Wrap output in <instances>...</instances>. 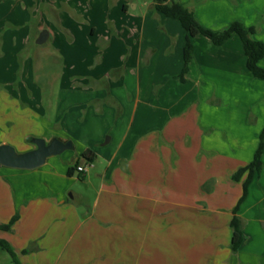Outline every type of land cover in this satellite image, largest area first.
Returning a JSON list of instances; mask_svg holds the SVG:
<instances>
[{
	"label": "crops",
	"instance_id": "obj_1",
	"mask_svg": "<svg viewBox=\"0 0 264 264\" xmlns=\"http://www.w3.org/2000/svg\"><path fill=\"white\" fill-rule=\"evenodd\" d=\"M176 1L205 28L219 31L238 20L256 27L252 37L264 43V17L257 22L252 6L223 11L219 20L210 7L195 11L186 0ZM262 2L257 11L263 8L264 14ZM153 3L129 28L134 31L119 35L115 63L81 84L64 86L61 66H47L45 52L34 75L27 71L29 81L0 77V144L22 152L34 148L28 136H56L74 145L48 157L41 168L0 164V223L18 214L11 230H0V239L21 264H214L220 250L233 252L230 221L247 173L239 180L232 175L253 159L258 146L264 80L246 68L237 34L219 45L202 34L192 36L193 57L182 74L187 32ZM94 33L92 28L90 36ZM103 37L108 52L112 38ZM23 40L29 45L32 38ZM259 65L264 67V58ZM55 88L56 99L49 95ZM84 106L82 118L72 114L73 107ZM86 149L95 153L93 167L103 165L82 213L84 195L68 193L76 176L91 183V174L67 171L83 165L80 158L88 162L81 157ZM263 155L264 150L262 169L244 201L262 174ZM243 202L237 215L244 232ZM159 219L166 228L161 237ZM254 231L263 239L259 227ZM247 240L235 253L246 248L243 259L253 264Z\"/></svg>",
	"mask_w": 264,
	"mask_h": 264
},
{
	"label": "rangeland",
	"instance_id": "obj_2",
	"mask_svg": "<svg viewBox=\"0 0 264 264\" xmlns=\"http://www.w3.org/2000/svg\"><path fill=\"white\" fill-rule=\"evenodd\" d=\"M262 1L264 0H186L195 11L203 6L210 7L211 12L219 20H222L223 11L232 13L240 6L245 7V10L252 6L257 22L259 18L264 17L261 13L263 8L257 11V5H261ZM152 3L153 0H0V77L8 78V80L15 77L12 80L14 82L19 79L29 81L27 71L30 69L29 73L31 76L34 75L36 66L42 62V53L45 52L47 66L53 65L57 68L61 66L59 80L63 78L61 82L64 86L81 84L82 80L88 79V76H93L99 71L103 72L115 63L118 59L119 35L122 38V34L126 35L127 32L134 31V27L129 28L136 24L137 18L153 9ZM124 5L125 9H123ZM220 23L221 21H217L219 26ZM92 28L95 29V33L90 36ZM43 30L48 32V40L42 44H36L33 36ZM221 30L223 29L219 31ZM29 35L32 40L29 45H26L23 39ZM103 36L108 40L112 38L113 46L108 52H106L108 42ZM60 62L61 65H59ZM31 90L33 91L32 87ZM44 93L43 97L47 99V91ZM51 93L49 92V95L56 99L58 96L56 88L53 89V94ZM73 108L75 110L72 114H76L77 111L80 118L87 110L85 106ZM101 122L104 123L105 119ZM88 125L91 131H95L92 121H89ZM98 128L97 125L96 129ZM79 161L83 165L86 164L81 158ZM102 165L103 162L88 168L92 178L91 183H88L86 178L75 175L71 184L68 194L81 193L85 197L83 205L78 206L82 213L88 210L95 195L96 172ZM38 167L41 168L42 164ZM240 213L243 216L245 228L243 233L246 240L249 239L252 244V249L249 247V250H254L252 253L256 256L253 264H264V234L262 239L254 231V227H259L264 233L262 226L264 167L261 176L254 178L250 185L248 197L241 205ZM158 223V233L161 237L166 233L164 231L166 228L162 219H159ZM208 238L209 235H206V240ZM246 255H249L246 248L229 254L220 250L214 264H247L243 259ZM16 260L18 261V258ZM0 264H17V262L0 247Z\"/></svg>",
	"mask_w": 264,
	"mask_h": 264
},
{
	"label": "trees",
	"instance_id": "obj_3",
	"mask_svg": "<svg viewBox=\"0 0 264 264\" xmlns=\"http://www.w3.org/2000/svg\"><path fill=\"white\" fill-rule=\"evenodd\" d=\"M153 2V7L156 11H158L163 16L177 19L187 32V38L183 48L184 66L182 74L187 72L188 63L193 57L194 47L191 40L192 36H195L196 34H202L208 37L213 44L219 45L228 39L232 34H237L242 41L244 54L246 56V68L253 74V76L264 80V67L259 65V61L264 58V43L252 37V35L256 32V27H245L240 21L237 20L230 23L225 29L221 31H213L203 27L197 20L194 12L176 0H153ZM263 150L264 128L260 133L259 143L255 150L253 159L246 165L237 169V171L232 175L233 180H239L242 174L245 172L247 173L246 178L242 183V194L233 208V217L230 221V226L232 228L230 248L233 251L238 250L240 246L246 241V236L242 231L241 219L237 215V210L246 197L247 187L253 176L255 174H259L262 169ZM81 157L88 162H92L95 157V153L91 149H86L81 153ZM75 165L76 163L68 168V175L73 174ZM17 219L18 214L16 213L8 222L0 223V230H11ZM0 247L5 249L11 255L12 259L17 262V264H20L16 260L15 254L13 253L12 248L7 241L0 239ZM27 251L28 250L26 249L23 250V252Z\"/></svg>",
	"mask_w": 264,
	"mask_h": 264
},
{
	"label": "water",
	"instance_id": "obj_4",
	"mask_svg": "<svg viewBox=\"0 0 264 264\" xmlns=\"http://www.w3.org/2000/svg\"><path fill=\"white\" fill-rule=\"evenodd\" d=\"M48 38V32L43 30L36 38L37 44L44 43ZM34 148L19 152L14 146L3 143L0 144V164L11 168L32 169L40 166L50 156L63 153L66 150H73L74 145L71 140L60 137H52L49 140L38 136H28ZM264 228V222H262Z\"/></svg>",
	"mask_w": 264,
	"mask_h": 264
},
{
	"label": "built area",
	"instance_id": "obj_5",
	"mask_svg": "<svg viewBox=\"0 0 264 264\" xmlns=\"http://www.w3.org/2000/svg\"><path fill=\"white\" fill-rule=\"evenodd\" d=\"M91 166H92L91 162H86V164H84V165H77L75 167V171L78 174H84L88 171V168H90Z\"/></svg>",
	"mask_w": 264,
	"mask_h": 264
}]
</instances>
